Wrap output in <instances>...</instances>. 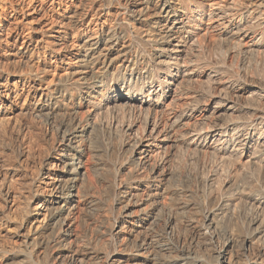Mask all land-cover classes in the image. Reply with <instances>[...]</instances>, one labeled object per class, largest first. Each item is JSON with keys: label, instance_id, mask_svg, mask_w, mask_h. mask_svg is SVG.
<instances>
[{"label": "bare ground", "instance_id": "obj_1", "mask_svg": "<svg viewBox=\"0 0 264 264\" xmlns=\"http://www.w3.org/2000/svg\"><path fill=\"white\" fill-rule=\"evenodd\" d=\"M90 1L65 11L64 75L20 79L58 164L46 221L0 264H264V77L243 70L264 0ZM98 137L117 142L106 180L83 160Z\"/></svg>", "mask_w": 264, "mask_h": 264}, {"label": "rangeland", "instance_id": "obj_2", "mask_svg": "<svg viewBox=\"0 0 264 264\" xmlns=\"http://www.w3.org/2000/svg\"><path fill=\"white\" fill-rule=\"evenodd\" d=\"M89 1L0 0V248L3 249L0 262L3 253L15 251L20 245L17 232L21 228L31 233L35 226L46 221L41 203L47 198L56 174L49 167L58 164L54 150L56 138L51 126L42 115L26 111L30 103L41 97L40 91L30 89L27 93L20 79L38 74L41 81L36 86L45 88L64 75L65 54L74 51L75 45V38L70 35L66 40L68 52H65V25H61L65 21V11L81 9ZM95 9L99 11V22L104 21L105 8L96 4ZM54 41L64 45L56 59L50 54V48L56 47ZM25 45L34 52L18 55L16 52ZM209 51L205 55L216 60L223 55L218 48ZM250 55L245 59L243 70L255 77H264V51ZM240 64L234 59L233 68ZM196 86L198 89L199 85ZM15 91L21 95L16 96ZM96 141L94 145L101 151L86 154L83 160L89 166L96 163L104 166L107 171L102 175L106 180L119 159L115 152L117 142L100 141L99 137ZM103 187L101 190L105 189ZM34 194L37 198L31 202ZM36 204L38 208L32 209Z\"/></svg>", "mask_w": 264, "mask_h": 264}]
</instances>
